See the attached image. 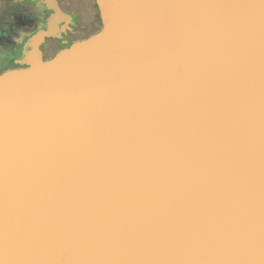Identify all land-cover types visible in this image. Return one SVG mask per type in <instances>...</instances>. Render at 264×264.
Wrapping results in <instances>:
<instances>
[{
  "label": "water",
  "instance_id": "obj_1",
  "mask_svg": "<svg viewBox=\"0 0 264 264\" xmlns=\"http://www.w3.org/2000/svg\"><path fill=\"white\" fill-rule=\"evenodd\" d=\"M95 2L0 78V264H264V0Z\"/></svg>",
  "mask_w": 264,
  "mask_h": 264
},
{
  "label": "flooded vegetation",
  "instance_id": "obj_2",
  "mask_svg": "<svg viewBox=\"0 0 264 264\" xmlns=\"http://www.w3.org/2000/svg\"><path fill=\"white\" fill-rule=\"evenodd\" d=\"M104 32L95 0H0V78L49 67Z\"/></svg>",
  "mask_w": 264,
  "mask_h": 264
}]
</instances>
